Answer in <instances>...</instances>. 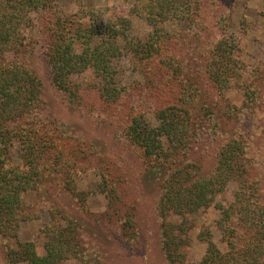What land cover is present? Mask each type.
Segmentation results:
<instances>
[{
  "label": "rangeland",
  "instance_id": "374dc122",
  "mask_svg": "<svg viewBox=\"0 0 264 264\" xmlns=\"http://www.w3.org/2000/svg\"><path fill=\"white\" fill-rule=\"evenodd\" d=\"M132 3L51 0L49 8L34 16L27 30V46L21 50L25 53L19 57L41 86L37 111L19 123L46 133V139L56 146L42 157L41 180L35 189L21 196L24 212L17 241L32 242L43 256L44 228H72L78 250L60 264H168L161 248L164 223L184 226L185 246L180 252L190 264L201 262L208 240L223 254L228 251L218 225L222 217L218 205L225 208L234 203L240 190L236 181L221 187L209 205L193 214L169 213L164 218L157 214L168 171L159 174L155 162L128 143L126 131L134 116L156 125V113L166 107H176L184 115L187 133L195 141L188 155L174 161L197 165L200 176L213 171L217 154L228 139L240 136L245 140L246 178L252 185L248 200L264 209V0L207 1L196 20L168 23L171 39L149 59L126 44L131 41L143 47L153 30L143 18L129 14ZM97 9L105 16L122 15L131 21L121 43L126 48L116 60V85L122 95L110 104L100 97L91 70L69 77L75 93L70 101L67 93L53 86L48 63L55 23L87 25L88 12ZM223 33L237 45L234 56L250 90L259 91L252 109L242 90L233 85L218 92L208 79L206 60ZM6 58L15 60L10 54ZM11 153L10 165L19 164L17 149ZM151 165L154 181L149 176ZM130 217L134 228L126 226ZM237 217L230 218L227 225L242 238L244 228ZM237 238L242 245L244 237ZM6 248L16 249V242L0 239V264H11Z\"/></svg>",
  "mask_w": 264,
  "mask_h": 264
},
{
  "label": "trees",
  "instance_id": "16d2710c",
  "mask_svg": "<svg viewBox=\"0 0 264 264\" xmlns=\"http://www.w3.org/2000/svg\"><path fill=\"white\" fill-rule=\"evenodd\" d=\"M209 0H133L129 14L143 18L150 27V42L143 47L126 41L129 47L143 59L161 52L165 41L171 39L166 30L168 23L194 21L200 9ZM51 0H0V239L16 242L17 248H6V259L11 263L60 264L76 254L72 228L48 226L42 230L44 236L43 256L37 254L32 242L17 241L18 227L23 221V193L32 191L41 180V160L56 146L36 128L20 121L30 118L37 111L40 82L36 75L19 57L27 46V30L34 16L49 8ZM89 23L67 25L55 23L49 47L48 63L51 82L56 90L68 94L74 100V89L69 77L91 70L98 82V91L103 101L115 103L122 90L116 85V60L122 56L121 43L126 40L131 21L127 16L109 14L100 9L88 12ZM224 30V28H222ZM223 35L218 39L205 69L208 79L218 92L233 85L248 97L247 106L253 108L258 97L250 90L241 65L235 58L237 47L234 40ZM24 52V53H23ZM15 60L8 61L6 56ZM29 54V53H28ZM72 98V100L70 99ZM261 106V105H260ZM156 125L149 124L142 116H134L127 127L128 143L138 148L144 158L155 162V170L167 177L163 180L164 191L157 204V214L190 215L213 201V195L231 181H236L240 190L234 203L221 207L218 223L229 248L222 253L212 240L207 241L206 255L198 264H262L264 260V209L255 207L248 200V189L252 186L246 178L245 140L231 137L220 148L216 165L208 176H200V168L192 163L178 165L174 160L188 155L192 148L188 135V122L176 107H166L156 113ZM17 149L19 164L12 162V149ZM149 176L154 181V166ZM159 170V171H158ZM194 172V175L191 174ZM105 183V179H103ZM114 196H118L113 189ZM112 198V197H109ZM114 200L113 198L110 199ZM114 202V201H112ZM233 216L244 228L243 243L238 245L241 235L227 224ZM126 226L134 228L133 218ZM184 226L174 228L164 223L161 230V248L168 264H190L184 260L180 250L185 246Z\"/></svg>",
  "mask_w": 264,
  "mask_h": 264
}]
</instances>
